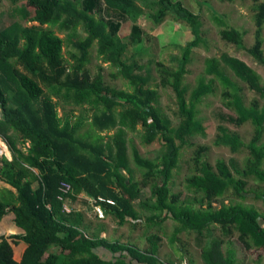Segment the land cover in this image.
Instances as JSON below:
<instances>
[{"label": "trees", "instance_id": "16d2710c", "mask_svg": "<svg viewBox=\"0 0 264 264\" xmlns=\"http://www.w3.org/2000/svg\"><path fill=\"white\" fill-rule=\"evenodd\" d=\"M8 1L13 6L24 4L17 10L19 19L0 25V135L17 152L20 163L3 161L0 169V181L18 193L13 202L0 200V220L13 212L16 225L24 232L0 236V264H182L158 257L161 236L153 232H148L147 246L142 249L86 233L84 227H89L84 214L74 208L64 210V205L76 202L81 194L95 204L100 197L112 199L114 204L100 203L119 225L140 220L136 200L141 207L151 208L149 221L173 218L180 224L178 231L196 232L203 264H240L229 247L223 248L224 238L211 236L217 226L228 241L235 236L246 249L264 248L260 224L264 216L257 208L240 203L214 205L226 194L245 198L251 180L260 185L257 198L264 201V84L241 59L227 53L209 57L205 72L223 86V104L232 112L217 114L220 123L213 144L234 154L247 150L244 166L222 160L213 166L206 161L209 147L198 145L192 160L194 173L186 180L193 195L183 197L171 189L184 148L194 146V136L205 134L198 105L215 92L214 79L201 80L190 97L185 85L193 47L201 39L197 14L178 0ZM252 2L255 31L251 46L244 43L246 30L225 27L219 32L223 40L245 48L264 67V0ZM146 9L154 22L162 23L172 15L186 22L193 34V40L183 46L177 68L157 63L159 86L175 93L178 126L161 113L159 92L152 87L145 67L127 56L130 45L137 51L142 48L145 36L138 21ZM211 11L215 20H221ZM127 22L131 23L129 40L121 34ZM81 24L87 33L84 38L77 33ZM54 27L65 31V38ZM95 43L104 63L116 68L131 90L109 85L103 67L95 76L91 74L88 66ZM64 45L70 48L67 58ZM227 70L256 97L247 100ZM59 107L65 110L63 116H59ZM77 108L91 115L80 114L74 121ZM87 122L91 130L83 132ZM226 124L235 128L250 124L253 132L248 142ZM138 126L144 145L160 142L162 151L156 158H143L134 145L130 154V135ZM13 135L30 142L26 154L15 149ZM131 163L141 171L139 181L134 180ZM31 170L38 171V178ZM64 186L69 188L66 193ZM146 189L150 197L143 198ZM10 239L26 244L20 261L14 259Z\"/></svg>", "mask_w": 264, "mask_h": 264}, {"label": "rangeland", "instance_id": "374dc122", "mask_svg": "<svg viewBox=\"0 0 264 264\" xmlns=\"http://www.w3.org/2000/svg\"><path fill=\"white\" fill-rule=\"evenodd\" d=\"M182 1L184 5L190 9L192 12L200 17L202 23L201 27V39L197 46L193 47V52L191 54V62L189 65V73L185 78V85L188 89V96L197 87L201 80L209 81L214 79L215 92L206 96L203 101L198 105V119L202 122L205 128V134H198L191 139L194 146L186 147L183 150L182 159L180 162V169L175 173L173 182L171 185L172 192L174 194H182L183 197L193 195L188 191L186 180L190 178L193 173V158L194 151L198 145H206L209 147V151L206 154V161L211 165L219 160L226 163L235 161L239 166L243 167L246 158L248 157V152L242 149L239 153H232L229 148L221 146H214L213 142L217 135V126L220 123L217 114L226 113L231 114L232 112L227 109L222 100L223 86L212 76L207 75L206 69V59L212 56L220 57L221 54L227 53L229 55L235 56L244 63H246L252 70H254L260 77L262 84H264V67L255 61V59L248 53L245 48L238 47L232 42L225 41L220 36V29L225 27H235L241 30H246V35L244 37L245 46L249 47L252 45L254 40V3L252 0H236L234 2H229L228 0H199L204 2L205 5L198 3L196 0H178ZM24 2L17 6L11 5L8 0H0V25H9L14 19H19L20 14L17 10L23 5ZM214 9L219 15L221 20H215L211 9ZM147 14L139 19V23L144 30L145 40L140 51L133 45L129 46L127 56L133 61H137L145 67L146 73L150 75V82L153 88H157L160 98L158 107L163 115H165L169 120L173 121L174 126L180 124V118L178 113V104L176 96L172 88H162L159 86L158 68L157 63H164L166 66L171 68H177L179 62L178 58L182 55L183 46L188 44L193 40V34L189 25L186 22H181L175 20L172 15H168L164 22L156 23ZM37 23V22H34ZM29 24H33L30 22ZM129 24V25H127ZM126 25V26H125ZM121 34L125 40H129V34L131 30V23H126ZM56 32L65 38V31L59 30V28L54 27ZM81 38L87 36L85 32L84 25H79V30L77 31ZM263 37V54H264V27L262 29ZM69 47L64 45L63 53L67 58L69 56ZM91 62L88 68L91 74L95 76L103 67L104 77L106 82L118 89L131 90V86L123 76L119 75L116 68L111 66L109 63H104L103 58L99 55L98 44L95 43L91 47ZM229 77L236 82L239 86L243 88V93L247 100H251L256 97V95L251 92L242 82L234 77V75L227 70ZM262 106H264V101H261ZM64 109L62 107L58 108L59 115L64 114ZM86 115L88 117L91 115L88 111L82 110L81 108L76 109V114ZM88 122L86 123V126ZM231 131H235L242 137L244 142H248L250 139L253 128L250 124H245L241 128H235L232 125L226 124ZM91 130L90 126H87L83 132ZM142 127L138 126L137 130L131 132V143H130V154L132 150V145L136 146L140 151L143 158L154 159L162 151V146L159 141L154 142L151 145H144L142 141ZM112 133H105L104 136ZM95 136L99 133L92 132ZM28 148L25 147V150ZM131 168L134 171V177L136 180H140L141 176L139 174L141 171L136 170L131 163ZM264 168V164H263ZM239 179L238 177H236ZM247 194L245 198H234L229 194L224 197H220L214 205L220 207L222 204L230 203H240L241 205L253 206L257 208L262 216H264V201L261 198H257V195L261 194V187L258 183L251 180L248 181ZM143 198L150 197V192L148 189L143 191ZM137 208H140V216L137 221H129L125 227L114 225L108 223L107 234L112 240H116L115 237H120L122 240L130 239V231L128 229L140 226L143 233L153 232L161 236L160 247L158 248V257L163 261H177L183 264L185 259H192L200 263L201 256L199 254L198 243L196 240V232L191 230H180L179 222L175 221L173 218H167L160 222L149 221L147 218L152 214V210L149 207H141L139 201H135ZM260 224L264 227V220L260 218ZM117 228L114 232L113 228ZM86 233L93 235L90 228L84 227ZM2 232V230L0 231ZM140 232V231H139ZM177 236V237H176ZM212 237L224 238L226 241L223 243V248L231 249L234 253L235 258L240 262V264H264V248H251L246 249L236 238L232 236V240L228 241L226 236L223 235L222 230L217 226L212 231ZM128 237V238H127ZM210 236H208L209 238ZM114 238V239H113ZM206 240V239H205ZM11 241V240H10ZM130 243L138 245L135 241ZM14 253V259L20 261L23 255V242L18 241V243H13L11 241ZM162 246V247H161ZM55 249V248H53ZM203 263V261H202ZM188 264V263H187Z\"/></svg>", "mask_w": 264, "mask_h": 264}, {"label": "crops", "instance_id": "0c3cea01", "mask_svg": "<svg viewBox=\"0 0 264 264\" xmlns=\"http://www.w3.org/2000/svg\"><path fill=\"white\" fill-rule=\"evenodd\" d=\"M59 116H63V115H59ZM79 116H81V115H79L77 113V117L74 118V121H77L79 119ZM13 143H14L15 149L18 152H21L24 154H26L28 149L30 148V142L29 141H24L20 137H17L16 135H13ZM25 147H27L28 149L25 150ZM0 150H1V153H0V157H1L0 158V169L3 167V161H7L8 163H11L12 161H16L17 163H20L19 155L17 154V152H13L11 150L9 144L1 135H0ZM21 166L24 167V165H21ZM131 171L134 174V171L132 168H131ZM31 173H32L31 175L33 177L38 178L39 173L37 170H31ZM139 176H141V173L139 174ZM134 180L139 181V180H136L135 177H134ZM17 194L18 193L16 192L15 189H13L9 185H6L5 183L0 181V200L13 202L16 199ZM67 206L70 209L74 208L77 211H81L84 214L85 226H88L92 230L93 236H96L99 234L101 237H108L109 238V236L107 234L108 223L111 224L112 226L118 225V226H122V227H125L127 224L128 225L130 224L129 222H126L123 225H119L118 222H116V219H114L113 216H111L109 214V211H105V217L104 218L99 217L97 212H96V208H95V206H96L95 200L87 197L85 194H81L76 202H72L70 205H67ZM103 208L105 210L104 206H103ZM136 210L138 211V213H140V211H139L140 208L136 207ZM139 216H140V214H139ZM116 229L117 228H113L114 232L116 231ZM1 230H2V232H0V236H2V235L11 236L12 234H20V233L24 232V230L22 228H20L19 226L16 225V223L14 221V213L13 212H8L0 220V231ZM128 230L130 231V239L129 240L125 241V240H122L120 237H115V239L121 240L122 242L135 241L136 243H138L137 246H139L141 249L147 246V234L143 233L141 231L140 226L134 227L132 225V228L128 229ZM23 245H24L23 249H25L26 244L24 242H23ZM23 252H24V250H23ZM199 254H200V250H199ZM184 261H186L190 264H197V262L195 263V261H193L190 258L183 260V262ZM174 262L179 263L178 260L174 261ZM199 264H203L201 260H200Z\"/></svg>", "mask_w": 264, "mask_h": 264}, {"label": "built area", "instance_id": "2783aa9c", "mask_svg": "<svg viewBox=\"0 0 264 264\" xmlns=\"http://www.w3.org/2000/svg\"><path fill=\"white\" fill-rule=\"evenodd\" d=\"M0 153H1V150H0ZM68 189L69 188L67 186H64L63 192L66 193V191ZM100 201H106V202L111 203V204H114V201L112 199H106V198H103V197H100L98 199V203H96V206H95L96 212H97L99 217L104 218L105 217V210H104L103 206L100 205ZM64 210L65 211H70V208H68L66 205H64ZM185 264H187V263H185Z\"/></svg>", "mask_w": 264, "mask_h": 264}, {"label": "clouds", "instance_id": "9594fccd", "mask_svg": "<svg viewBox=\"0 0 264 264\" xmlns=\"http://www.w3.org/2000/svg\"><path fill=\"white\" fill-rule=\"evenodd\" d=\"M100 205H102V203H100ZM103 206V205H102ZM185 263V262H184Z\"/></svg>", "mask_w": 264, "mask_h": 264}]
</instances>
